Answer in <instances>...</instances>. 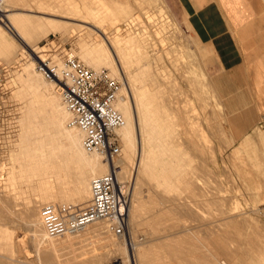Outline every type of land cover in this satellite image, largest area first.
<instances>
[{
	"label": "rangeland",
	"instance_id": "rangeland-1",
	"mask_svg": "<svg viewBox=\"0 0 264 264\" xmlns=\"http://www.w3.org/2000/svg\"><path fill=\"white\" fill-rule=\"evenodd\" d=\"M205 1L207 0H202L201 3ZM217 1L222 8L224 16L231 20L233 25H237L229 24L230 34L227 38L230 40L233 51L238 54V58L235 59L236 64L232 68L224 67L218 58V52L210 43V40L196 33L195 27L190 26L191 18L196 15H194L193 11L189 12L182 9L185 6L183 0H15L14 4H8L10 6L8 9H10V12L17 11L19 16L29 17L33 20L38 18L45 19L47 16H49L47 18L66 20L68 21L66 24L68 27L74 25L72 23H81L78 20L75 21L77 17L76 15L74 16V13H78L77 10L83 12L81 9L84 10L86 6H89L93 8V11L91 10L92 15L96 16L97 11L101 9L98 12L100 18H98V15V17H95L99 19L95 20V24L99 27L104 24V27L108 28L109 36L112 38L116 33L113 27L111 28V20L116 23H122L131 9L134 13L136 12L138 21L144 24L143 26L148 27L145 29L146 31L151 30L149 33L151 32L152 39L157 41L151 40L154 45L156 43L154 51L155 55L157 54V59L153 58L154 56L149 58L150 69L156 73H161L160 76L162 75L164 80L161 90L166 92L164 93L165 95H170L171 108L188 112L189 121H192V129L200 130L197 134L199 133L198 135H200L201 139L198 135L197 137L191 136V138L194 139L196 137L198 144L202 146L199 145L202 151L195 152L192 147L193 150L188 147L183 137L179 138L180 143H183H181L180 147V149H183L180 151L185 159L187 157L184 162L187 165H182L185 169L182 166L177 169L186 175L183 178L186 181H184L186 185L182 182L186 188L180 184L181 188L179 187L176 193L171 192L173 197L170 193H165L156 187L151 190L150 183L147 181L143 182L142 187L144 189H141L146 190V192L141 190L142 194H140L142 196L137 200L139 203L141 202L138 205V212L140 211L139 221L142 226L137 227L136 237L139 239L142 231L144 229L147 230L146 225H143L144 220L149 216H157L160 221L157 220L156 228H160L156 229V234L160 236L171 235L167 238L162 237L158 240L159 243H176L185 240L190 245H198L193 238L199 236L209 249L222 251L221 260L224 262L226 257H231V259L235 257V264H264V0ZM36 3L39 4L37 5ZM39 6L40 8H38ZM53 9L56 11L54 10V12ZM66 11L70 14H68L69 16H66ZM69 11L72 12L70 13ZM153 14L155 16H152ZM113 15L117 20L113 19ZM149 15L155 19L148 18L151 17ZM62 17H70L71 19ZM110 17L111 20H109ZM101 18L106 23H103ZM87 22L90 23L91 20ZM153 22L160 23H156L158 24L157 26L160 25L158 31L155 30L156 27L149 26ZM0 24L14 38L13 41L17 47L19 44L18 48L21 50H19V53L21 52L20 54L27 59L28 52H26V47H24V41L17 37L4 19H1ZM155 31H157V34H153ZM168 31L172 32V34H169ZM79 34H82L79 37L84 40L99 41L98 39H100L97 34H91L87 31H80ZM59 35L60 33L58 32L39 35L36 41L38 50L44 47L48 50V54L58 55L61 63L65 54L73 55L82 60L78 54V47H80L77 39L79 38L77 37L78 35L70 36L66 34L65 37L62 35L59 37ZM167 35L170 38H167ZM23 36L25 41L28 42L29 37L26 34H23ZM32 43L33 41L29 42V44ZM121 44L122 47L125 46L122 42ZM22 47L25 49H22ZM134 56L135 52L132 50L130 55L123 57L122 60L124 58L127 59L121 60V64L126 63L123 66L119 65L118 70L119 72L121 71L120 81L127 88L126 91L132 110L136 113L134 99L127 79V74L137 72ZM1 57L0 55V125H2V127L0 126V129H2V131L0 130L2 132H0V137H4V142L0 138V161L5 163L7 150L4 144H7L5 143L6 137H9V130H11L8 127L13 124V120L19 113L18 101L11 94L17 87V83L14 81L15 73L17 71V74H21L22 71L19 70L17 63L9 64ZM82 62L85 63L84 60ZM89 66L93 67V65ZM93 68L96 69V67ZM137 137L139 138V135ZM181 138H183L182 141ZM2 142L3 144H1ZM121 149L122 144L120 142ZM186 171L188 172L187 174L185 173ZM188 181H190L189 184ZM131 183L127 181L124 183L128 199L129 192L133 187V183ZM21 186L23 185L21 184ZM179 191L181 192L179 193ZM24 192L23 196H20L25 206L31 209V207L33 208V206L40 204L38 195H33L27 189ZM174 198L176 199L173 200ZM157 202H160V204ZM18 203L14 208H16L17 212H20L23 205L21 206L19 201ZM182 204L185 206L183 207ZM41 212L43 211L38 210V213H30V229L28 230L26 229L27 225L19 218H16V222L15 220L13 221V223L15 222L14 226L12 223L11 226L10 222H5L7 224L5 227L7 226L8 229L0 230V241L3 239L0 242V254L3 252L2 255L6 256L4 253L9 250L7 245L13 241L14 246L12 245L11 249L16 254L7 252V256H13V259H15L17 255H21L20 252L24 251L25 258L30 264H86L90 263V261L92 262V254L99 251L98 239L93 237L83 241L75 239V241H70L71 243H69V241L62 239L65 235L61 236L60 243L57 242L59 245L55 244L54 250L56 251L57 259H54L56 258L54 256L49 261H40L39 256L42 252H39V250L44 248V251L47 252L52 249L49 244L46 247H42V242L39 246L37 244L34 245L32 240L34 231L31 227L34 223L39 224L41 222ZM225 215L234 217L237 219V223H229L227 221L229 219ZM20 216L22 217L23 215L20 214ZM109 234L113 235L110 232ZM2 235L5 237L3 238ZM37 239L39 240V238ZM47 239V237H44V242ZM62 240H64V245ZM194 242L196 243L193 244ZM66 243L67 245H65ZM40 246L41 248H39ZM11 249L10 251H12ZM9 253L12 255H9ZM1 257L0 264H19L3 257L1 259ZM86 257L88 259H85ZM90 258L92 259L90 260ZM173 264L178 263L173 261Z\"/></svg>",
	"mask_w": 264,
	"mask_h": 264
},
{
	"label": "bare ground",
	"instance_id": "bare-ground-1",
	"mask_svg": "<svg viewBox=\"0 0 264 264\" xmlns=\"http://www.w3.org/2000/svg\"><path fill=\"white\" fill-rule=\"evenodd\" d=\"M13 2H15V0H0V23L1 19H4L8 27L16 33L17 37L24 41V47H26L28 56L26 55V59V57L20 54L21 52L19 53V44L17 47V45H15L16 43L13 41L14 38L8 34L7 30L0 24V55L3 57V60L9 64L17 63V66L20 68L19 70L22 71L21 74H17V71L16 73L14 72L16 74L14 81H16L17 87H14L15 90H13V92L11 91V95L18 101L19 113L18 116L15 117V120H13V124L8 127L11 128V130H9L10 135L8 133L9 137H6L8 141L6 139L7 142L5 141V143L7 144H4L7 150L6 162L3 163L0 161V221H2V223L4 222V224L0 223V230L8 229L7 226L5 227V225H7L5 222H10V225L12 223L14 226L18 218L27 225L26 229L28 230L30 229V213H38V210L44 211V209L49 206L58 208L60 205H64L72 210L86 206L90 198V180L93 177L107 173L109 170L110 164H107L99 153L88 152L82 147V133L75 126L70 124V113L66 110L61 101L57 83L54 79H46L37 69V63H43L45 66L49 68L52 67L57 71L62 67L58 55L53 54V56L48 54V50L44 47L38 50L36 41L39 35L42 33L47 35L58 32L64 37L66 34L70 36L77 34V37H81L82 34H79V32L87 31L91 34H97L100 36V39H98L99 41H92L87 39L84 40L80 37L77 38L80 44V47H78V54L86 64L83 63L82 60L75 58L86 67L94 70L105 68L111 76L120 78L121 71L119 72L118 70L119 65L123 66L126 63L121 64L122 58L130 55L132 50L135 52L134 57L136 61L135 64H137V72L134 74H127V79L134 99L136 113L132 110L129 96L126 91L127 88L121 83L114 107L121 114L123 123L115 130L119 142V153L112 159V165L116 167L115 176L118 183L125 188L124 183L126 181L132 182L133 184H131L133 187L129 192L128 204L125 209L126 232L124 236L114 235L110 231L107 222L97 221L87 225L83 230L75 234L65 235L62 239L69 241V243H71L70 241H75V239L79 241L91 239L92 237L98 239L99 251L92 254L93 259L90 258L92 262L89 260L90 263L88 262L86 264H110L111 262H116L117 264H173V261H176L178 264H231V257H226L225 262L222 261V251L218 249H209L207 244L203 243V239H201V237L199 238L198 235H195L198 237L193 238L197 241L198 245L195 244L196 242L193 243L195 245H190V243L185 240L176 243H159L158 240L162 237L167 238L171 235L160 236L156 234V229L160 228H156L157 216L145 217L144 224L142 223L143 221L141 223L144 226L146 225L147 230L144 229L145 231H142L139 239L136 237V229L141 225L139 221L140 211L138 212V205L141 202L139 203L137 200L142 196L141 190L144 189L142 187V184H144L143 182H149L151 190L156 187L165 193H170V195H172L171 192L176 193L179 190L180 184H182V182L184 183L185 180H183V178L186 176L184 172L178 169L180 166H184L186 164H184V162L187 160V157L185 159L183 153L180 151L183 148L180 149L182 142L180 143L179 138L183 137L188 147H190V149L193 148L195 152L202 151L199 147L200 144H198V141L195 139L199 134H197V132H200V130L192 129V121H189L188 112L186 110H174L171 108L170 95H165L164 93L166 92L161 90V86H163L162 83H164L162 75L160 76L161 73H156L150 69L149 58L154 56L153 58L157 59V54L155 55L154 51L156 43L154 45L151 41H154L151 37V32L149 33L151 30L146 31L145 29L148 27L143 26L144 24L138 21V14L136 15L135 12L129 15L122 23L113 22L110 17L109 20L112 21L111 28L113 27L116 33L112 38L109 36L107 32L108 28H105L104 24L100 27L95 24V20L100 18L98 12L101 9L99 8L96 13L99 17L97 15H92L91 10L93 11V8L91 7V9L89 6H84V10L81 9L83 12L77 10L78 13H74L77 19H74L81 23H72L74 25L68 27L66 25L68 21L66 20L47 18L49 16L45 18L46 21L41 18L33 20L29 17L17 15V11L10 12V9H8L10 6L8 4ZM38 8H40V6ZM75 8L77 9V7ZM54 10L55 9H53V11ZM66 14V16L70 15L67 11ZM152 16L155 15L153 14ZM152 16L148 18L153 19ZM103 17L105 16L103 15ZM113 17V19H116L114 15ZM62 18L68 19L70 17ZM88 20H91V22L88 23ZM99 23L101 22L99 21ZM103 23L106 22L103 20ZM154 23L155 22L148 25L156 27L155 30L158 31L160 25H157L160 23ZM173 27L172 25V28ZM157 31L153 34H157ZM23 34L29 37L28 42L23 38ZM169 34H172V32H169ZM167 36V38H170L169 35ZM30 41H33V43L29 44ZM121 42L125 45L124 47H122ZM24 47H22V49ZM152 50L154 52H150ZM89 65H93L96 69ZM133 70L135 71V69ZM0 126L2 127V125ZM179 127L182 129H179ZM0 130L2 131V129ZM138 135L139 138L137 137ZM191 136L196 137L192 139ZM199 136L200 135H198V137ZM183 138H181V141ZM3 139L4 137L2 138L4 142ZM3 142L1 144H3ZM120 142L122 144L121 150ZM183 166L182 168H184ZM185 173L187 174L188 172L186 171ZM189 182L190 181H188V184ZM21 184L23 186H21ZM184 184H182L183 187H185ZM26 189L28 191L30 190L33 195H38L40 199V204L38 206H33V208L31 207L30 209L24 205L21 196H23L22 194L25 193L24 190ZM143 191L146 192V190ZM148 191L150 192V190ZM180 192L181 191H179V193ZM161 199L163 198L161 197ZM175 199L176 198L173 200ZM17 200L20 202L21 206L23 205L20 212H17L16 208H14V206L19 204ZM157 203L160 204V202ZM170 209L172 208L170 207ZM173 210L175 209L173 208ZM225 211L223 212L225 213ZM20 214L23 216L21 217ZM225 217H228L229 220H225L229 223H237V219L234 217H230V215H225ZM174 219L176 218L174 217ZM14 220L15 222L13 223ZM162 221L164 222V220ZM176 221L174 222L177 223ZM228 222L227 224H229ZM31 228L34 231L32 237L34 245L37 244L39 246L42 242V247H46V245L49 244L52 248L47 252L44 251V248H42L43 250L41 249L42 251L39 250V252H42L41 255L39 254V260L49 261L53 259L54 256L56 257L54 248L55 244L59 245L57 242L61 240V236L54 238L47 237V241L44 242L45 236L43 234L42 222H39V224L34 223ZM109 232L115 237L110 235ZM37 238H39V240ZM64 240H62V242ZM62 244L64 245V242ZM12 245L14 246L13 241L7 245V248H9L7 252L14 253L11 249L13 247ZM65 245H67V243ZM41 246L39 248H41ZM10 249L12 251H10ZM7 252L4 253L6 256L2 255V252L0 257L2 255L6 260L15 261L19 264H30L25 258L24 251L20 252L21 255H17L15 259H13V256H7ZM10 254L11 253H9V255ZM2 257L1 259H3ZM88 257L85 259H88ZM54 259H57V257Z\"/></svg>",
	"mask_w": 264,
	"mask_h": 264
},
{
	"label": "built area",
	"instance_id": "built-area-1",
	"mask_svg": "<svg viewBox=\"0 0 264 264\" xmlns=\"http://www.w3.org/2000/svg\"><path fill=\"white\" fill-rule=\"evenodd\" d=\"M37 69L45 78L57 83L61 101L70 113V124L82 133V147L99 153L110 164L107 173L90 180L86 206L73 210L65 206L44 209L41 218L44 236L75 234L97 221L107 222L114 235L124 236L128 194L116 180V167L112 165V159L119 153L115 130L123 123L114 107L120 78L111 76L105 69L86 67L70 54L64 55L58 71L43 63H37Z\"/></svg>",
	"mask_w": 264,
	"mask_h": 264
},
{
	"label": "crops",
	"instance_id": "crops-1",
	"mask_svg": "<svg viewBox=\"0 0 264 264\" xmlns=\"http://www.w3.org/2000/svg\"><path fill=\"white\" fill-rule=\"evenodd\" d=\"M183 2L185 6L182 9L189 12L193 11L194 15H196L191 18L190 26H194L196 33L210 40V43L218 52V58L224 67H234L238 54L233 51L230 40L227 39L230 34L229 24L233 25V23L224 16L218 1L207 0L201 3L202 0H183ZM133 13L131 9L127 17ZM235 261L234 257L231 264H235Z\"/></svg>",
	"mask_w": 264,
	"mask_h": 264
}]
</instances>
